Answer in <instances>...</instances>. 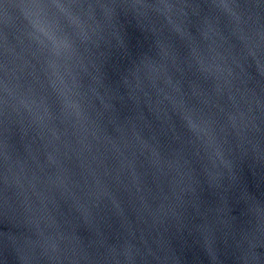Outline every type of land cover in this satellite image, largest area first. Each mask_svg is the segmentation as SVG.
<instances>
[{
  "label": "water",
  "instance_id": "obj_1",
  "mask_svg": "<svg viewBox=\"0 0 264 264\" xmlns=\"http://www.w3.org/2000/svg\"><path fill=\"white\" fill-rule=\"evenodd\" d=\"M0 264H264V0H0Z\"/></svg>",
  "mask_w": 264,
  "mask_h": 264
}]
</instances>
